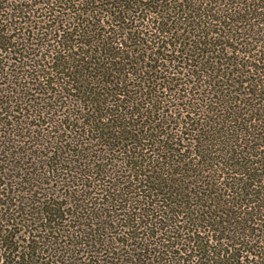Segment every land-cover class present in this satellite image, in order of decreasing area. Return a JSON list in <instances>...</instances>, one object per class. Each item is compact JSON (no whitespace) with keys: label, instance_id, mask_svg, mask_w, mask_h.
<instances>
[{"label":"trees","instance_id":"trees-1","mask_svg":"<svg viewBox=\"0 0 264 264\" xmlns=\"http://www.w3.org/2000/svg\"><path fill=\"white\" fill-rule=\"evenodd\" d=\"M0 264H264V0H0Z\"/></svg>","mask_w":264,"mask_h":264}]
</instances>
